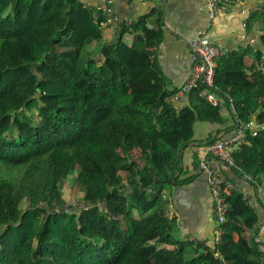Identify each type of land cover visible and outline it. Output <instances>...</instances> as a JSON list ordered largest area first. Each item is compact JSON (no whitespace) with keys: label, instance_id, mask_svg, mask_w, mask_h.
<instances>
[{"label":"trees","instance_id":"trees-1","mask_svg":"<svg viewBox=\"0 0 264 264\" xmlns=\"http://www.w3.org/2000/svg\"><path fill=\"white\" fill-rule=\"evenodd\" d=\"M103 19L83 0H0V264H262L264 55L247 48L216 61L212 90L233 123L196 140V122L223 119L198 90L180 109L170 100L149 50L162 12L118 24L113 42L102 39ZM256 23L264 49V5L245 27ZM252 121L256 136L246 132L225 174L250 177L255 202L240 188L231 195L217 243L177 238L161 194L195 178H181L183 151Z\"/></svg>","mask_w":264,"mask_h":264},{"label":"crops","instance_id":"crops-1","mask_svg":"<svg viewBox=\"0 0 264 264\" xmlns=\"http://www.w3.org/2000/svg\"><path fill=\"white\" fill-rule=\"evenodd\" d=\"M83 1L86 5L96 8L104 5L106 0ZM206 4L207 0H114V11L120 21L126 24L138 21L151 11L162 12L161 39L156 46L153 40L149 42V50L153 51L154 63L167 80L169 91L175 90L188 79L191 72L188 42L199 32H205L211 43L221 44L231 51L251 48L253 51H261L264 55L260 40L263 33L259 24H254L250 29L243 27L248 17L240 14L242 9L251 10L253 13L264 5V0H243L240 4L228 7L214 21L207 17ZM132 35L124 36L127 44H130ZM114 37L115 30L102 31L104 42H113L116 38ZM188 96L183 105L188 103ZM180 108L182 106L178 109ZM230 111L227 104L219 110L223 119L221 125L196 122L193 128L194 139L203 140L217 131L224 134V129L233 123ZM217 136L220 134H215V137ZM200 146L202 145H191L183 151L184 173L181 178L192 175H195V178L188 184L165 189L161 196L167 204V214L175 219L177 238L210 244L214 238L215 221L212 199L197 153ZM228 174L247 195H253L246 183L239 182L231 173ZM255 208L259 225L256 240L264 252V208L256 205ZM247 235L248 232H245V236ZM261 262L264 264V257Z\"/></svg>","mask_w":264,"mask_h":264},{"label":"built area","instance_id":"built-area-1","mask_svg":"<svg viewBox=\"0 0 264 264\" xmlns=\"http://www.w3.org/2000/svg\"><path fill=\"white\" fill-rule=\"evenodd\" d=\"M243 0H207V17L210 21H214L216 17L223 13L228 7L240 4ZM97 13L103 16L98 24L99 29L114 30L115 27L123 23L119 16L114 11V0H106L104 5L96 7ZM240 14L246 17L250 16L251 10H240ZM128 22L127 24H131ZM245 27V24H243ZM252 42V41H251ZM188 52L191 62V72L188 79L170 96V100L176 105L177 109L183 106L188 94L198 90V97L205 101L208 105L219 110L225 107L226 102L218 97L212 90L214 84V75L216 61L231 52L229 48L221 44H213L206 36L205 32H199L195 37L188 42ZM202 89V90H199ZM231 102V100H229ZM230 110H233L231 105ZM260 128L256 123L249 122L241 125L232 135L223 140L200 146L197 153L200 159L202 172L206 177L207 186L212 199V213L215 221V233L212 243H217L221 236L220 226L226 221L229 205L228 199L231 195L239 190V186L233 183L225 174L226 168L235 166L232 152L233 149L247 143L245 134L251 132L253 137L256 136L257 130ZM250 177H246L244 183L249 182ZM241 189V188H240ZM243 191V190H242ZM249 203L253 205L255 195H247L243 191ZM252 193V192H251ZM258 197L264 205L263 191L258 188Z\"/></svg>","mask_w":264,"mask_h":264},{"label":"rangeland","instance_id":"rangeland-1","mask_svg":"<svg viewBox=\"0 0 264 264\" xmlns=\"http://www.w3.org/2000/svg\"><path fill=\"white\" fill-rule=\"evenodd\" d=\"M186 154H185V156H186ZM187 162H189L188 159H187ZM191 170H192V168H191ZM65 196H66L67 202H71L73 200L74 203L77 202V201H79V199L81 198V196L78 194V192L72 186V183L71 182H69L66 185V187H65ZM177 235L178 234H177V231H176L175 232V236L177 237Z\"/></svg>","mask_w":264,"mask_h":264},{"label":"water","instance_id":"water-1","mask_svg":"<svg viewBox=\"0 0 264 264\" xmlns=\"http://www.w3.org/2000/svg\"><path fill=\"white\" fill-rule=\"evenodd\" d=\"M102 52V50L100 51V53Z\"/></svg>","mask_w":264,"mask_h":264}]
</instances>
